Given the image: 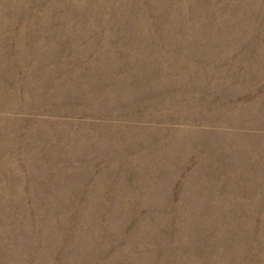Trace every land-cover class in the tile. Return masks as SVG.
<instances>
[{"label":"rangeland","instance_id":"1","mask_svg":"<svg viewBox=\"0 0 264 264\" xmlns=\"http://www.w3.org/2000/svg\"><path fill=\"white\" fill-rule=\"evenodd\" d=\"M0 264H264V0H0Z\"/></svg>","mask_w":264,"mask_h":264}]
</instances>
